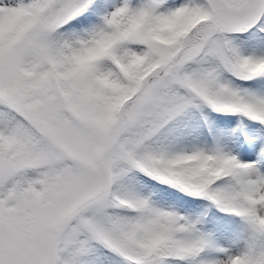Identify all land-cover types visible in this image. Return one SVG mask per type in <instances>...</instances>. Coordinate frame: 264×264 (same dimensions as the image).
Listing matches in <instances>:
<instances>
[{"label": "snow or ice", "instance_id": "obj_1", "mask_svg": "<svg viewBox=\"0 0 264 264\" xmlns=\"http://www.w3.org/2000/svg\"><path fill=\"white\" fill-rule=\"evenodd\" d=\"M0 264H264V0H0Z\"/></svg>", "mask_w": 264, "mask_h": 264}]
</instances>
